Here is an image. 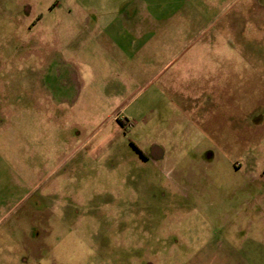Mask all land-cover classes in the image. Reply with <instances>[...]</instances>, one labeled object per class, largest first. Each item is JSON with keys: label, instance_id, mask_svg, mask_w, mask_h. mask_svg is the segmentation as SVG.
Segmentation results:
<instances>
[{"label": "rangeland", "instance_id": "obj_1", "mask_svg": "<svg viewBox=\"0 0 264 264\" xmlns=\"http://www.w3.org/2000/svg\"><path fill=\"white\" fill-rule=\"evenodd\" d=\"M146 2L0 0V264H264V0Z\"/></svg>", "mask_w": 264, "mask_h": 264}, {"label": "crops", "instance_id": "obj_2", "mask_svg": "<svg viewBox=\"0 0 264 264\" xmlns=\"http://www.w3.org/2000/svg\"><path fill=\"white\" fill-rule=\"evenodd\" d=\"M148 2H146V18H157L158 20L159 19H166L165 16L169 15V16H173L175 13H178L179 10L181 9L180 7V4H179V1L181 2L182 0H166L165 2H161V3H164L165 5H161V6H154V2L153 0H147ZM186 0H184L185 2ZM151 5H150V4ZM167 3H168V6H167ZM167 16V17H169ZM175 16V15H174ZM131 16H129L130 18ZM131 19V18H130ZM162 21H165L163 20ZM161 21V20H159ZM135 25L136 26H139V24L135 22ZM141 28V27H140ZM134 29V28H131V30ZM122 32L126 35V34H129L127 32L126 29L122 30Z\"/></svg>", "mask_w": 264, "mask_h": 264}]
</instances>
